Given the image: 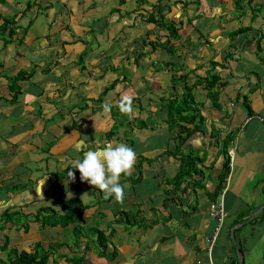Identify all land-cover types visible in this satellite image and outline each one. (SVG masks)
I'll return each instance as SVG.
<instances>
[{
    "label": "crops",
    "instance_id": "obj_1",
    "mask_svg": "<svg viewBox=\"0 0 264 264\" xmlns=\"http://www.w3.org/2000/svg\"><path fill=\"white\" fill-rule=\"evenodd\" d=\"M186 82L194 108L179 116L169 101ZM121 142L137 159L118 203L72 162ZM24 252L48 264H264V0H0V264Z\"/></svg>",
    "mask_w": 264,
    "mask_h": 264
},
{
    "label": "clouds",
    "instance_id": "obj_2",
    "mask_svg": "<svg viewBox=\"0 0 264 264\" xmlns=\"http://www.w3.org/2000/svg\"><path fill=\"white\" fill-rule=\"evenodd\" d=\"M133 97L122 95L118 101V108L122 114L133 115ZM105 112H110L112 105L105 103L102 105ZM84 141H79L77 148L82 149ZM136 152L125 143H109L97 150H87L83 152L82 158L72 162V168L80 173L81 181L89 183L94 188L99 189L104 199H115L122 203L124 200V187L120 183L121 176L132 174L136 164ZM68 176L75 179V174L69 171Z\"/></svg>",
    "mask_w": 264,
    "mask_h": 264
},
{
    "label": "trees",
    "instance_id": "obj_3",
    "mask_svg": "<svg viewBox=\"0 0 264 264\" xmlns=\"http://www.w3.org/2000/svg\"><path fill=\"white\" fill-rule=\"evenodd\" d=\"M150 21H153L155 23H157V25L161 26V27H164V28H167L170 30L171 32V35L172 36H177L178 34V27L174 24V23H170L168 21H166L164 19V17H154V16H150L148 18ZM163 47H165L167 50H169L170 52H172L171 50V47L168 45V43H165L163 44ZM215 64V63H214ZM28 77H30V75H26ZM25 77L23 73H20L17 77H14L11 79V85H10V91L11 92H14V98L17 97V95L19 94V92L21 91L20 89V86L18 84L19 80L21 78ZM27 77V78H28ZM188 77L186 76L185 78H181L179 80H177V82H182V81H186ZM215 79L217 80L218 78L215 77V76H212V79H208L209 82L207 84V87L209 89H211L212 87V84L215 82ZM192 91H193V85H189L187 82L185 83L184 85V93H183V96H181V99L180 98H176L174 100H170L169 103H170V106L172 108V111L174 112L175 110V113L176 115H179V114H182V115H179V116H183V113H184V110L186 111L187 110H191L192 108H194L192 105L193 103V94H192ZM213 96V99L216 100L217 97H218V94L217 92L215 94H212ZM249 107V105H247ZM186 108V109H185ZM174 113V114H175ZM173 116V115H172ZM185 120L186 121H190V120H195V119H190V118H187L185 117ZM229 163V162H227ZM188 162L187 161H184L183 165H182V168H181V171L179 172V175L177 177V179L181 178L182 176H184L188 170ZM227 166V164H226ZM44 209H47L46 207H42L41 212L43 211H48L47 210H44ZM80 214L78 215H66L60 219L62 220H65L66 222H69V221H72L74 219H78ZM48 257H49V254L48 253H43V254H28L26 252H24L23 254L21 253L19 256H18V259H17V264H48ZM15 262H11V263H2V264H13Z\"/></svg>",
    "mask_w": 264,
    "mask_h": 264
},
{
    "label": "built area",
    "instance_id": "obj_4",
    "mask_svg": "<svg viewBox=\"0 0 264 264\" xmlns=\"http://www.w3.org/2000/svg\"><path fill=\"white\" fill-rule=\"evenodd\" d=\"M210 209H211L212 216H214L217 219V221L220 223V221H222L223 219V215H225L222 209V203L220 204L212 203L210 205Z\"/></svg>",
    "mask_w": 264,
    "mask_h": 264
},
{
    "label": "rangeland",
    "instance_id": "obj_5",
    "mask_svg": "<svg viewBox=\"0 0 264 264\" xmlns=\"http://www.w3.org/2000/svg\"><path fill=\"white\" fill-rule=\"evenodd\" d=\"M235 2H236V1H235ZM237 3H238V1L236 2V4H237ZM240 3H241V2H239V3L237 4V6L240 5ZM243 5H244V3H243Z\"/></svg>",
    "mask_w": 264,
    "mask_h": 264
}]
</instances>
